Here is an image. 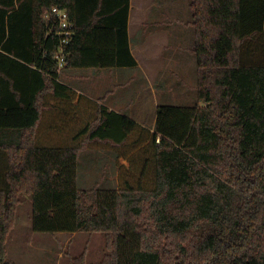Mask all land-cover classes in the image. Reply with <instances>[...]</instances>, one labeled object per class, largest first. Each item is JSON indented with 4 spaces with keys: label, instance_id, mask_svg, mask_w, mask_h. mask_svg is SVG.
Listing matches in <instances>:
<instances>
[{
    "label": "trees",
    "instance_id": "16d2710c",
    "mask_svg": "<svg viewBox=\"0 0 264 264\" xmlns=\"http://www.w3.org/2000/svg\"><path fill=\"white\" fill-rule=\"evenodd\" d=\"M73 23L63 68L43 13ZM196 103L158 104L153 128L60 80L66 67H134L130 0H0V264L20 197L35 231L104 235L70 264H264V0H190ZM252 55V54H248ZM247 56V57H248ZM114 152L117 186L77 187L81 150Z\"/></svg>",
    "mask_w": 264,
    "mask_h": 264
},
{
    "label": "rangeland",
    "instance_id": "374dc122",
    "mask_svg": "<svg viewBox=\"0 0 264 264\" xmlns=\"http://www.w3.org/2000/svg\"><path fill=\"white\" fill-rule=\"evenodd\" d=\"M142 2L146 7V12L142 16L144 21L142 20L134 28L148 30L155 27L153 33L165 31L164 42L156 43L151 40L153 38L151 36L148 43L149 52L157 51L151 55V61L155 60V63L159 61L155 65V72L154 69L146 68L141 58V68L138 69L113 67L111 69L113 82L106 80L102 75L84 76V71L94 70L89 68L82 70L67 68L61 79L78 85L84 91L91 92V95H102L112 89L109 98L117 103H124L126 111L124 113L129 112L137 116V112L141 111L147 115L146 125H150L153 107L157 103L177 105L196 103L197 74L195 55L191 52L194 28L187 23L192 14L189 7L190 0H142ZM132 8L135 14L138 9L137 4L134 3ZM243 53L245 59L252 62L264 61V33L247 39L243 45ZM248 54L252 55L248 56ZM121 76L130 80H122ZM114 79L120 83H114ZM91 151L82 150L77 159L76 183L79 188L93 186L86 184L90 180L93 181L97 171L100 174L101 170L99 171L97 167H100V164L109 166L112 162L110 155H100ZM94 151L101 152V149ZM104 152L113 154L112 151ZM1 161L0 154V164ZM2 171L0 170L1 178ZM81 176L85 179L83 180ZM5 247L6 258L17 264H70V258L82 252H85L87 263H95L106 252L104 235L101 232L35 231L32 228V198L28 194L20 197L14 226L8 235Z\"/></svg>",
    "mask_w": 264,
    "mask_h": 264
},
{
    "label": "crops",
    "instance_id": "0c3cea01",
    "mask_svg": "<svg viewBox=\"0 0 264 264\" xmlns=\"http://www.w3.org/2000/svg\"><path fill=\"white\" fill-rule=\"evenodd\" d=\"M137 4L138 9L135 11V14L133 13V4ZM144 2H142V0H130V8H129V15H128V25H127V31H128V39H129V46L131 49V52L133 54V56L136 58L137 60V66H134L135 68H141V61L140 59L142 58L144 60V65L146 68H149L151 70H153V72H155V65L159 63L158 62H154L155 60L151 61V55L155 54L156 52L154 51V53L149 52L148 51V43L150 42V37L153 36V38L151 40H154L156 43H160L161 41L164 42V30H160L157 31V33H153V31L155 30V27H151L148 30H143V29H139V28H134L135 25H139L140 22H142V20L144 21L143 13L146 12V7L144 6ZM134 21H136L134 23ZM137 25V26H138ZM144 25V24H143ZM142 25V26H143ZM152 26V25H151ZM158 28V27H157ZM150 32H152L150 34ZM155 32V31H154ZM159 33H161V37L159 36ZM146 56V57H145ZM148 56V57H147ZM68 67L64 68L62 73L60 74V80L70 86H72L73 88H75L76 90L86 94L89 97H92L94 99L99 98L100 96H103L105 94V92L102 95H91V92H86L84 91L81 87H79L78 85H73L70 83H67L66 81L61 79L62 74L66 73ZM69 69H75V70H82V68H72L69 67ZM89 69H94L88 72L84 71V76L86 77H90V76H98V75H102L106 77V80L108 81H112L113 76L111 75V69H113V67H97V68H89ZM64 72V73H63ZM115 76L117 75L116 73L114 74ZM82 77V75H79ZM112 76V77H111ZM122 80L128 81L130 80V78H124L123 76ZM113 82V81H112ZM118 81L116 79H114V83H117ZM120 83V82H118ZM114 88V87H112ZM110 90V89H109ZM110 93V92H109ZM109 93L106 95L103 103L109 107L110 109L116 110L118 112H126L125 111V105L124 103L121 104L120 102H116L111 100V98H109ZM158 103L154 105L153 107V117L150 119V125H146L147 121V115L143 114V112H137V116L133 115V113H127L128 116H130L131 118H133L134 120H136L139 123H142L150 128H153L154 126V122H155V116H156V107H157ZM126 114V113H125ZM92 150L93 152H97L100 153V155H110V160L112 161L109 166H107L106 164H100L99 171L101 170L100 174H98V171L96 172V174L93 177V181L90 180L89 183L86 184V186H90V185H98V186H102V187H116L117 186V166L115 164V155L114 152L112 151L113 154H110L109 152H104V151H110V150H103L101 149V152L99 151H94L97 149H89ZM82 151V150H81ZM80 151V152H81ZM91 151V152H92ZM79 156V155H78ZM82 177V176H81ZM82 179L84 180L85 177H82Z\"/></svg>",
    "mask_w": 264,
    "mask_h": 264
},
{
    "label": "built area",
    "instance_id": "2783aa9c",
    "mask_svg": "<svg viewBox=\"0 0 264 264\" xmlns=\"http://www.w3.org/2000/svg\"><path fill=\"white\" fill-rule=\"evenodd\" d=\"M43 18L48 22L50 19H54V23L57 26V35L59 36V46L55 58L57 61V67L63 68L66 66V51L65 48L73 35V23L69 18V15L64 8L52 7L51 10L43 13Z\"/></svg>",
    "mask_w": 264,
    "mask_h": 264
}]
</instances>
